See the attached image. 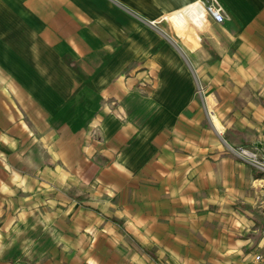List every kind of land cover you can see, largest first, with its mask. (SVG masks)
I'll return each instance as SVG.
<instances>
[{"label":"crops","instance_id":"obj_1","mask_svg":"<svg viewBox=\"0 0 264 264\" xmlns=\"http://www.w3.org/2000/svg\"><path fill=\"white\" fill-rule=\"evenodd\" d=\"M187 6L195 40L151 25L181 28L169 17ZM250 22L222 30L194 0H0V264L178 258L182 237L185 258L232 260L230 237H264V179L207 116L264 114Z\"/></svg>","mask_w":264,"mask_h":264},{"label":"rangeland","instance_id":"obj_2","mask_svg":"<svg viewBox=\"0 0 264 264\" xmlns=\"http://www.w3.org/2000/svg\"><path fill=\"white\" fill-rule=\"evenodd\" d=\"M200 1L204 6L213 4L221 9L224 16L223 22L220 24L222 30L228 31H240L246 33L247 35L250 30H248V25L250 21H254L257 18V27L264 28V0H194ZM160 18L156 23H150L162 31V33L169 35H174L178 40L185 42V36L195 40L193 38L192 32L188 27L173 28L170 25V20L168 18ZM260 19V20H259ZM149 23V22H148ZM251 23V22H250ZM212 28L220 30L221 28L215 24H212ZM177 31L183 34L182 38L177 36ZM203 89L200 87L197 90L198 94H201ZM251 94V92H250ZM260 98L264 102V95ZM264 104V103H263ZM207 116L212 123L214 130L218 135L224 140L234 143L233 146L229 147L231 153L239 155L244 163L250 166L254 170V175L256 177H262L264 179V172L252 164L253 158L250 154H257L261 159H264V150L256 147L252 144L254 142H264V114L254 115V114H242L240 126L233 128L228 127L226 124L222 123L219 119L213 106L207 110ZM257 174H261L257 176ZM259 196V202L255 209L250 211L251 215H256L260 218H264V196ZM114 221L119 223V220ZM118 233V232H117ZM114 231V234H117ZM190 237H182L183 243H174L171 246L180 252L178 258L173 257V255L165 250L163 247L151 248V245H144L143 256H136L137 252L135 249H130V255L128 264H258L255 263L254 255L261 254L264 257V247L262 246V241L264 237H251L252 243L248 245L246 241L247 237H230L235 243H240L241 253L240 258L227 260L218 259L216 257H210L208 259H195V258H185L184 256H190L192 253V245L186 243ZM204 246V245H203ZM212 247V245H209ZM141 248V249H140ZM140 251L142 247H139ZM190 254V255H189ZM196 253H192L194 256ZM117 255L114 256V262H119ZM262 264V263H261Z\"/></svg>","mask_w":264,"mask_h":264},{"label":"built area","instance_id":"obj_3","mask_svg":"<svg viewBox=\"0 0 264 264\" xmlns=\"http://www.w3.org/2000/svg\"><path fill=\"white\" fill-rule=\"evenodd\" d=\"M205 8L215 23L221 24L223 22L224 16L220 8L216 7L213 4H209L205 6ZM250 156L253 158L252 164L264 172V159L259 158L257 154H250ZM254 259L256 262L264 264L263 255L257 254L254 256Z\"/></svg>","mask_w":264,"mask_h":264},{"label":"bare ground","instance_id":"obj_4","mask_svg":"<svg viewBox=\"0 0 264 264\" xmlns=\"http://www.w3.org/2000/svg\"><path fill=\"white\" fill-rule=\"evenodd\" d=\"M200 2V1H199ZM204 6V5H203ZM196 9H193L192 7L189 8L188 6L183 8L180 12L171 15L169 18L171 19V21H173V23L175 25H177L178 27H183L185 25V16L193 19L195 17V11ZM198 10V9H197ZM204 10L206 11V8L204 6ZM207 12V11H206ZM208 13V12H207ZM209 14V13H208Z\"/></svg>","mask_w":264,"mask_h":264},{"label":"trees","instance_id":"obj_5","mask_svg":"<svg viewBox=\"0 0 264 264\" xmlns=\"http://www.w3.org/2000/svg\"><path fill=\"white\" fill-rule=\"evenodd\" d=\"M261 174H257V176H260Z\"/></svg>","mask_w":264,"mask_h":264}]
</instances>
